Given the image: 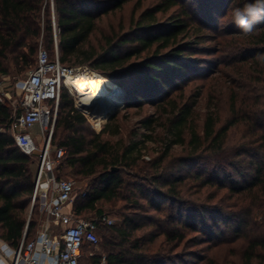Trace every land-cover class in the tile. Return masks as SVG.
Segmentation results:
<instances>
[{"label":"trees","instance_id":"trees-1","mask_svg":"<svg viewBox=\"0 0 264 264\" xmlns=\"http://www.w3.org/2000/svg\"><path fill=\"white\" fill-rule=\"evenodd\" d=\"M129 1L53 0L52 5L51 0H0V74H9L10 66L34 67L41 37L54 58V14L62 64H90L103 70L108 79L124 90L126 107H138L146 102L162 107L168 114L165 131L172 139H166L161 155L141 166V141L149 135L143 133L142 139L135 140L139 136L135 133L128 141L117 144L104 138L106 133L119 134L120 112L110 113L102 132L96 133L89 128L87 117L75 106L64 87L53 145L65 148L66 153L55 172L62 178L68 167L73 174L90 179L84 189L86 196L82 197L80 193L74 202L78 217L94 212L91 218L98 219L109 214L100 205L116 200H125V209L130 210L121 213L119 225L97 220L99 236L106 233L111 237L105 244L107 253L93 254L90 264H181L184 262L182 257L173 253L178 254L176 250L189 241V233H211L208 240L211 242L215 235H220L214 228L229 222V217L222 218L221 213H216L217 218L210 216L216 223L211 226L207 223L209 210L201 209L182 196L188 179L198 180L202 186L228 188L242 196L256 193L258 207L264 206V62L257 59V54L264 53V24L257 25L251 35L242 34L240 29L233 31L232 34L238 37L232 45L231 63L247 68L244 72L247 78L244 84L239 85L236 81L237 85L226 86L220 78L212 77L218 82L213 87L211 84L210 97L217 99L219 96L220 102L224 101L228 106L227 115L224 117L222 109L216 105L213 110L208 109L199 123L194 105L196 96L201 93L187 97L179 85L189 78L183 71L195 69L193 62L184 55L193 50L191 43L180 42V36L189 34L194 21L186 0H162L154 9L143 12L130 32H117L112 28L103 35L99 50L92 42L102 18L123 9ZM137 1L140 4L143 0ZM227 1L233 2L234 8H242L250 2ZM215 3L223 6L222 0ZM176 6L183 12L173 16L168 23H159L158 14ZM205 41L199 39L194 43ZM163 49L168 51L162 53ZM178 90L182 93L175 99L173 92ZM228 90L232 91L230 98ZM13 112L10 101L0 100V126L5 128L0 131V238L17 247L26 227L27 240L37 236L43 214L36 203L28 219L37 159L26 155L16 144L10 130ZM153 122L147 120L144 128L149 129ZM113 124H116L115 129H111ZM175 145L181 146L185 153H173ZM193 164L204 166L192 169ZM131 167L146 171V182L127 177L125 170ZM186 167L189 169L184 173ZM234 175L244 179L241 186ZM148 211L159 215H151ZM145 226L152 229L137 235ZM230 226L234 231H240L237 230L238 223ZM162 237L167 246L164 251L169 252L151 255V245ZM93 247L85 245L83 256ZM259 247L264 248V242L256 239L249 243L243 255L245 264H254L260 256Z\"/></svg>","mask_w":264,"mask_h":264},{"label":"rangeland","instance_id":"rangeland-1","mask_svg":"<svg viewBox=\"0 0 264 264\" xmlns=\"http://www.w3.org/2000/svg\"><path fill=\"white\" fill-rule=\"evenodd\" d=\"M161 1L162 0H143L140 4L137 0L127 2L123 9L102 18L97 33L92 37V42L98 46L99 50V42L103 40V35L109 33L112 28L122 33L132 31L134 27H136V22L140 15L148 9H154L155 5ZM215 1L216 0H186V6L194 21L192 20L189 34L183 33L180 36L181 43H191L190 47H192L191 49L193 50L185 52L184 55L186 59L193 62L195 69L198 70L194 69L195 72L194 70L190 72L183 71L189 78L179 85L183 87L182 91H184V95L187 97L201 93L200 96H196V103L194 105V110L200 117L199 123L202 122L208 109L213 110L216 108V105L218 108L222 109L224 117L227 115L228 106L224 105V101L221 103L219 96H217V99L215 97H210L211 84L213 87L217 85L218 82L216 79L212 80V77L220 78L219 80L226 82V86L237 85V82L239 85L244 84L247 78V73H244L247 71V68H240L239 64H235L234 66L233 62L231 63L233 58L232 45L234 39L238 37L236 34L232 33L239 29L233 23L232 10L234 9V3L222 0L223 6H221V2L215 3ZM52 11L53 10H51V13ZM182 12V8L176 6L166 13H159V23H168L172 20L173 16L175 17ZM199 39H204L206 41L199 44L194 43ZM41 45L44 47L47 45L43 37L39 40V48ZM167 51L168 49H163L162 53H166ZM31 67L32 66H21L17 68L10 66L9 74H0V92L5 93L2 95L3 98H6L11 104L15 103L17 105L21 102L22 92L20 84L27 78ZM72 67L76 68L74 75L109 78L103 70L91 66L90 64H77L72 65ZM196 71L200 75L196 74ZM64 87L68 89L71 97L74 99L75 106L80 111H85L81 106L82 101L79 94L74 92L67 85H64L62 89ZM240 89L241 91H245L244 88ZM182 91L178 90L173 92V97L178 99ZM231 95L232 91L228 90V97L230 98ZM124 96L125 94L122 93L121 96L115 99L117 103H120L116 110L120 112L119 134L111 135L106 133L103 137L106 139L109 138L112 142L117 144L119 141H128L135 133L139 134L135 140H140L142 139L141 135L147 133L149 137H146L145 140L142 139L140 145L143 155L140 160V165L143 166L144 163H147L152 158L161 155L165 151L166 139H172V135L168 133V131H165L168 114L164 112L159 104L148 102L138 107H126ZM50 106H52V104H50ZM147 120L154 121L149 129L144 128ZM92 121L94 122V126L88 119L89 128L96 133L102 132L103 128L108 123V120L106 123L102 121L98 123L94 120ZM115 125L116 124H113L111 129H115ZM39 133L40 126L37 125L33 134L39 137ZM39 144H43V140H40ZM172 151L177 155L185 153L182 147L178 145L173 146ZM203 166L204 164L191 165V167H193L192 169L202 168ZM189 167L184 169V173L188 172ZM71 171L70 168L65 167L61 177L74 179L76 181L77 189L75 197L77 199V196L82 193L90 179L77 176ZM125 171L127 172V177L136 179V181H144L147 178V172L141 170L139 167L127 168ZM234 179L238 181L239 186L244 183V179L240 178L238 175H234ZM255 195L256 193L242 196L241 194H235L228 188L217 189L215 186H202L200 181L193 178L188 179L183 186L182 196L201 209L209 210L207 212V215H209L207 223L210 226L216 223L214 222L215 218L212 220L210 217L215 216L217 218L218 216H216V213H221L222 218L229 217V222L227 224L222 222L219 226L214 228V232L220 233V235H215L214 240L211 242H208L211 233L208 234L205 231L189 233V241L176 250L178 254L173 253V255H180L182 257L184 262H181V264H245L243 255L249 243L256 239L264 242V206L262 208L258 207L260 204H258ZM125 203V200H116L103 203L100 207L114 219V225H119L122 222L121 213L130 211L129 209H125ZM31 209L32 204L28 210V219H30L31 216ZM148 212L154 216L159 215L155 211ZM93 214L94 212H88L84 217L91 218ZM234 222L236 224L238 223L237 230L239 229V232L234 231L232 226H230L231 223ZM151 229V226H145L137 235H143ZM207 230H209V228ZM110 237V234L101 233L99 236L100 242L95 247L85 251L81 264H90L93 254L105 255L108 249L105 244ZM165 249H167V246H165L162 237L151 245L149 253L155 256L159 253H168L169 250L164 251ZM258 253L260 256L254 260V264H264V248L259 247Z\"/></svg>","mask_w":264,"mask_h":264},{"label":"built area","instance_id":"built-area-1","mask_svg":"<svg viewBox=\"0 0 264 264\" xmlns=\"http://www.w3.org/2000/svg\"><path fill=\"white\" fill-rule=\"evenodd\" d=\"M53 20L55 56L52 58L47 48L40 46L36 65L20 84L21 102L17 105L12 103L14 112L10 123L18 147L26 155L37 159L31 204L32 208L36 203L39 204V211L43 214L41 228L34 239L27 240L26 227L17 247L0 238V248L6 245L10 249V254L0 251L2 264H10L8 261L11 264H81L85 245L96 246L99 243L97 220L109 225L115 222L108 214L98 219L78 217L74 212L76 181L58 178L55 172L66 153L65 148L53 145L62 87L76 68L66 66L60 60L54 14ZM4 94L0 92V100ZM83 109L85 111L82 112L93 126L92 120L96 123H106L108 120L109 114L95 116ZM37 125L40 126L39 137L31 133ZM0 131H5V128L0 126ZM40 140H43V144H39ZM81 195L85 197L86 191H82Z\"/></svg>","mask_w":264,"mask_h":264},{"label":"bare ground","instance_id":"bare-ground-1","mask_svg":"<svg viewBox=\"0 0 264 264\" xmlns=\"http://www.w3.org/2000/svg\"><path fill=\"white\" fill-rule=\"evenodd\" d=\"M65 85L79 94L82 101L81 106L86 109L103 98H108L110 100L112 99L111 102L106 101L105 103L114 105L115 103H117L115 99L119 97L120 86L116 82L102 77H88L78 74L74 75L73 73L72 75H69L67 77Z\"/></svg>","mask_w":264,"mask_h":264},{"label":"clouds","instance_id":"clouds-1","mask_svg":"<svg viewBox=\"0 0 264 264\" xmlns=\"http://www.w3.org/2000/svg\"><path fill=\"white\" fill-rule=\"evenodd\" d=\"M233 23L244 35L255 32L257 25L264 24V0H250L244 6L232 10ZM257 59L264 62V53L257 54ZM5 254H10L7 246L0 248ZM2 264V261H0Z\"/></svg>","mask_w":264,"mask_h":264},{"label":"water","instance_id":"water-1","mask_svg":"<svg viewBox=\"0 0 264 264\" xmlns=\"http://www.w3.org/2000/svg\"><path fill=\"white\" fill-rule=\"evenodd\" d=\"M122 93H124V91L120 87L119 88V96H121ZM112 98H114V97H112ZM106 101L111 102L112 99L110 100L108 98H103L101 100H98L97 102H95L94 104L89 106V108H87L88 112L91 115H106V114H110V113L115 112L117 110V108L119 107V105H120L118 103H115L114 105L113 104H108V103H105ZM32 209H31V212H32Z\"/></svg>","mask_w":264,"mask_h":264},{"label":"crops","instance_id":"crops-1","mask_svg":"<svg viewBox=\"0 0 264 264\" xmlns=\"http://www.w3.org/2000/svg\"><path fill=\"white\" fill-rule=\"evenodd\" d=\"M36 127V126H35ZM35 127L31 130V133L33 134V131L35 130ZM34 135V134H33ZM41 228V223H40V225H39V228H38V231H39V229ZM38 231H37V233H38ZM8 262H10V264H11V261H8Z\"/></svg>","mask_w":264,"mask_h":264}]
</instances>
